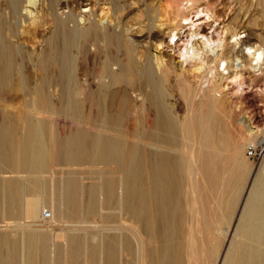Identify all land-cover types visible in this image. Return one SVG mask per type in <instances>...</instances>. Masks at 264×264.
Masks as SVG:
<instances>
[{"label":"bare ground","instance_id":"1","mask_svg":"<svg viewBox=\"0 0 264 264\" xmlns=\"http://www.w3.org/2000/svg\"><path fill=\"white\" fill-rule=\"evenodd\" d=\"M175 1L0 0V264H214L260 130L225 40H157ZM220 264H264V163Z\"/></svg>","mask_w":264,"mask_h":264},{"label":"rangeland","instance_id":"2","mask_svg":"<svg viewBox=\"0 0 264 264\" xmlns=\"http://www.w3.org/2000/svg\"><path fill=\"white\" fill-rule=\"evenodd\" d=\"M183 1H188L192 5L189 10L182 9ZM163 5H166L165 1H163ZM172 6L170 8L171 10L166 9L164 11L162 9L164 13L162 12L160 15L159 24L164 26L165 31L161 30L157 40L163 41L164 43L168 42L170 35L167 33L171 30L169 29L171 27L176 28L174 30V33L177 34L175 40H181L179 43L181 47H183L181 43L184 40H191L190 36L193 32H198V35L192 40H225L222 58L227 62L229 68L233 64H236L239 59L241 64L237 71L244 86L248 88H245L246 94L235 98V101L241 106V109L237 113L238 116H234L233 121L238 125L236 123L237 120L243 121V111H249L253 117L254 126H258L260 130L258 137L251 144H255L259 140H264V75L259 78L254 76L257 66L264 72V60L259 59L263 56L261 52L264 53V0H177L172 2ZM163 7L166 8V6ZM198 10H203L205 14L209 15L210 19L205 15L198 18V14L196 13ZM134 15L133 17L136 18ZM183 16L193 21L181 22ZM193 25L196 26L194 27ZM166 28L169 30H166ZM234 38L240 39L238 48L236 46L233 47L230 43V40H235ZM249 48L252 49L251 55L250 52L246 51ZM165 51L169 55V57L167 56L169 59L178 63L177 55L172 52V49H165ZM22 108L24 107L22 106ZM178 108L179 111L182 110V106ZM221 121L226 123L227 119L221 117ZM55 126L61 134H64L74 129L75 125L67 119L59 118L56 120ZM240 128H242L243 134L246 135V129L241 126ZM239 144L242 150L241 159L243 160L241 170L246 173L247 177L240 190L237 191L235 213L232 217H229V222L227 221V225L223 227L224 230H229V236L225 238L222 233L214 235L213 237L209 236L211 239L215 240L217 238L216 240H219V256L215 259L214 264H220L226 254L227 247L233 236V230L241 215L251 186L260 171L261 165L264 163V158L257 160L249 158L246 155V149L250 144L247 147L243 142ZM226 153L231 154L232 152L231 150H227ZM45 213L51 214L49 207L46 208L43 215L41 213L38 216V219L44 223H50L51 220H44ZM117 219L118 221H116ZM117 219L115 220L117 223L121 221L123 223V220Z\"/></svg>","mask_w":264,"mask_h":264},{"label":"built area","instance_id":"3","mask_svg":"<svg viewBox=\"0 0 264 264\" xmlns=\"http://www.w3.org/2000/svg\"><path fill=\"white\" fill-rule=\"evenodd\" d=\"M246 155L249 158L262 160L264 158V142L257 141L253 145H249L246 149ZM45 219H50V213L44 215Z\"/></svg>","mask_w":264,"mask_h":264},{"label":"clouds","instance_id":"4","mask_svg":"<svg viewBox=\"0 0 264 264\" xmlns=\"http://www.w3.org/2000/svg\"><path fill=\"white\" fill-rule=\"evenodd\" d=\"M246 51L251 52L252 49L249 48V49H246ZM259 59H260V60H264V56H261Z\"/></svg>","mask_w":264,"mask_h":264}]
</instances>
